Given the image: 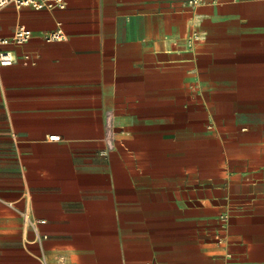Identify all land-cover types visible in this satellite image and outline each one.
I'll return each mask as SVG.
<instances>
[{
  "label": "crops",
  "instance_id": "0c3cea01",
  "mask_svg": "<svg viewBox=\"0 0 264 264\" xmlns=\"http://www.w3.org/2000/svg\"><path fill=\"white\" fill-rule=\"evenodd\" d=\"M61 1L0 10V264H264V0Z\"/></svg>",
  "mask_w": 264,
  "mask_h": 264
},
{
  "label": "built area",
  "instance_id": "2783aa9c",
  "mask_svg": "<svg viewBox=\"0 0 264 264\" xmlns=\"http://www.w3.org/2000/svg\"><path fill=\"white\" fill-rule=\"evenodd\" d=\"M206 0H187L186 5L189 8H196L198 6L204 5ZM6 7H13L15 9L20 8H31L33 10H53L55 8L63 9L64 4L61 0H0V10ZM31 38V34L23 26H18L13 36L10 39L0 37V67H7L15 63L16 59L12 52L5 47L14 44V45H23L28 42ZM44 41L53 42V41H65V36L60 31L53 33H48L43 36ZM201 34L197 31H192L186 38V43L188 47H192L195 42L201 41ZM51 141H58L59 137L52 136L49 138ZM102 142L103 150L101 154L103 156L112 153L116 148L117 136L115 128V114L111 109L105 110L103 113L102 121ZM21 218L23 224L30 228L37 236V242L40 244L41 240L38 234V225L43 224L44 221H33L28 215L23 212L21 213ZM41 264H46L45 257L41 254L39 257Z\"/></svg>",
  "mask_w": 264,
  "mask_h": 264
}]
</instances>
